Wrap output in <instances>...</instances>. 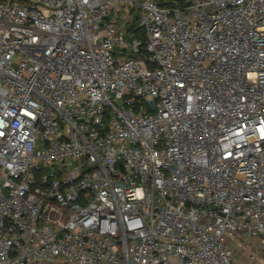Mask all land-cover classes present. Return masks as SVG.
I'll return each mask as SVG.
<instances>
[{"label": "built area", "instance_id": "built-area-1", "mask_svg": "<svg viewBox=\"0 0 264 264\" xmlns=\"http://www.w3.org/2000/svg\"><path fill=\"white\" fill-rule=\"evenodd\" d=\"M239 240L264 245V0H0V264Z\"/></svg>", "mask_w": 264, "mask_h": 264}, {"label": "crops", "instance_id": "crops-1", "mask_svg": "<svg viewBox=\"0 0 264 264\" xmlns=\"http://www.w3.org/2000/svg\"><path fill=\"white\" fill-rule=\"evenodd\" d=\"M255 244H256V247L254 251L249 252L248 250H245L244 247L240 249V251L244 253L245 259L242 261L238 260L239 262L244 263V264H258V263L264 264V245L260 243L259 241H257V243ZM251 255H255L256 259L253 260L251 258Z\"/></svg>", "mask_w": 264, "mask_h": 264}, {"label": "rangeland", "instance_id": "rangeland-1", "mask_svg": "<svg viewBox=\"0 0 264 264\" xmlns=\"http://www.w3.org/2000/svg\"><path fill=\"white\" fill-rule=\"evenodd\" d=\"M257 241H251L250 243H248L246 240H239L238 241V246L236 247V250H237V256H236V259L239 260V261H242L245 259V255L244 253H242L240 251L241 248L245 247L247 248V246L250 245V248L248 249V251H254L255 247H256V244ZM262 257V256H261ZM42 264H66L64 262H61V261H57V262H48V261H44Z\"/></svg>", "mask_w": 264, "mask_h": 264}, {"label": "trees", "instance_id": "trees-1", "mask_svg": "<svg viewBox=\"0 0 264 264\" xmlns=\"http://www.w3.org/2000/svg\"><path fill=\"white\" fill-rule=\"evenodd\" d=\"M136 26V22L134 24ZM137 37L139 38H144V31L142 29H137V33H136Z\"/></svg>", "mask_w": 264, "mask_h": 264}]
</instances>
